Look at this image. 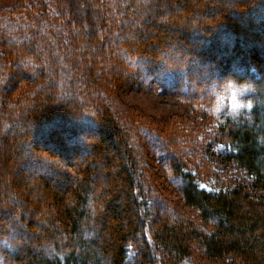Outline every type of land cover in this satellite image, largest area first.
Instances as JSON below:
<instances>
[{
	"label": "trees",
	"instance_id": "16d2710c",
	"mask_svg": "<svg viewBox=\"0 0 264 264\" xmlns=\"http://www.w3.org/2000/svg\"><path fill=\"white\" fill-rule=\"evenodd\" d=\"M19 6L0 12V264H182L192 253L264 264V0H83L64 24L43 2ZM116 58L132 87L216 117V141L252 181L202 189L185 155L144 128L182 203L152 210L134 137L109 103ZM229 74L254 86L236 117L214 113L208 95Z\"/></svg>",
	"mask_w": 264,
	"mask_h": 264
},
{
	"label": "rangeland",
	"instance_id": "374dc122",
	"mask_svg": "<svg viewBox=\"0 0 264 264\" xmlns=\"http://www.w3.org/2000/svg\"><path fill=\"white\" fill-rule=\"evenodd\" d=\"M31 2L45 3L50 15L57 16V24H64L73 16V5L75 7L83 5V0H0V12L12 6L20 7V4L27 5ZM63 14L64 20L61 18ZM114 61L117 64L114 66L116 72L112 73L115 76L109 103L119 122L129 128L130 134L134 137V153L139 160L142 182L144 181L143 184L151 190L150 197L154 199L156 196L152 210H159L161 207L159 202H163L164 199L178 207L182 203L174 196V190L169 187L157 160L145 143L144 128L157 133L159 137L171 143L174 151L185 155L182 156L188 159L190 170L197 175V184L202 189L219 191L230 187L235 181H252L253 177L242 166L227 160V148L223 143L216 141V128L219 123L216 117L203 106L178 101L159 92V89L132 87L131 83H134L133 81L138 83V78L124 79L123 77L131 74L132 70L127 69L126 64L117 58ZM121 79H124L123 86L119 81ZM25 86L23 82L15 86L13 97H18ZM185 137L191 139V142H187ZM199 141L202 148L197 147L192 155L188 154ZM23 181L27 183L28 180ZM200 224L206 225L203 221H200ZM206 227L210 228L209 225ZM128 254L131 257L133 251H129ZM194 256L192 253L185 257L182 264H215L213 261H197V257Z\"/></svg>",
	"mask_w": 264,
	"mask_h": 264
},
{
	"label": "clouds",
	"instance_id": "9594fccd",
	"mask_svg": "<svg viewBox=\"0 0 264 264\" xmlns=\"http://www.w3.org/2000/svg\"><path fill=\"white\" fill-rule=\"evenodd\" d=\"M253 87L250 80L239 79L230 74L218 79L208 89L212 111L225 116H238L250 107L246 97L250 95Z\"/></svg>",
	"mask_w": 264,
	"mask_h": 264
}]
</instances>
